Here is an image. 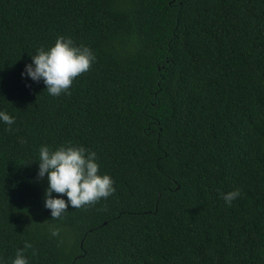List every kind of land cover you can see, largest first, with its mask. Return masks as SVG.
<instances>
[{
  "label": "trees",
  "instance_id": "trees-1",
  "mask_svg": "<svg viewBox=\"0 0 264 264\" xmlns=\"http://www.w3.org/2000/svg\"><path fill=\"white\" fill-rule=\"evenodd\" d=\"M57 36L95 60L53 97L20 73ZM0 110L5 264H264V0H0ZM67 142L114 192L52 219L38 149Z\"/></svg>",
  "mask_w": 264,
  "mask_h": 264
},
{
  "label": "clouds",
  "instance_id": "clouds-1",
  "mask_svg": "<svg viewBox=\"0 0 264 264\" xmlns=\"http://www.w3.org/2000/svg\"><path fill=\"white\" fill-rule=\"evenodd\" d=\"M94 60L95 56L87 46H77L70 37L57 36L46 49H36L20 75L32 82H42L50 96L58 97L68 94L73 80L88 71ZM0 124L11 131L14 117L0 110ZM19 142L24 143V140L20 138ZM37 159L36 177L44 179L47 184L42 195L43 207L50 211L52 219H59L68 207L79 209L114 192L111 177L106 173L99 174L96 153L82 145L67 142L52 149L42 144ZM239 195V190L234 189L222 193L221 198L230 205ZM50 234L56 237L58 231L52 228ZM31 247V243L26 241L22 248H17L10 264H29L25 250ZM0 264H5V261L0 259Z\"/></svg>",
  "mask_w": 264,
  "mask_h": 264
}]
</instances>
